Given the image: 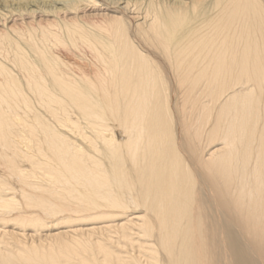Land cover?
I'll list each match as a JSON object with an SVG mask.
<instances>
[{"label":"bare ground","instance_id":"1","mask_svg":"<svg viewBox=\"0 0 264 264\" xmlns=\"http://www.w3.org/2000/svg\"><path fill=\"white\" fill-rule=\"evenodd\" d=\"M0 264H264V0H0Z\"/></svg>","mask_w":264,"mask_h":264}]
</instances>
